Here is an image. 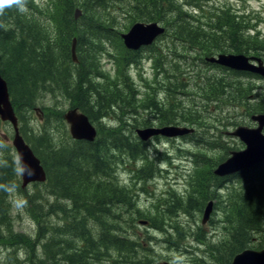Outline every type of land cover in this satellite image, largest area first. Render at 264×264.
<instances>
[{"label": "trees", "instance_id": "obj_1", "mask_svg": "<svg viewBox=\"0 0 264 264\" xmlns=\"http://www.w3.org/2000/svg\"><path fill=\"white\" fill-rule=\"evenodd\" d=\"M207 1L26 0L24 11L13 7L0 15V74L7 83L19 120V130L47 170V191L73 202L68 209L59 210L65 214V226L72 234L85 240L77 248L68 246L64 240L59 242L56 237L52 242H45L47 227L40 217L35 238L29 244L30 250L24 258H19L20 250H25L27 245L20 232L14 231L6 203L9 186L18 181L17 166L12 159L6 158V161L0 162V242L6 248L2 264H102L101 259H112L110 254L113 251L122 257L114 258L113 263L131 264L134 261L128 255L136 246L148 248L124 237L123 228L115 224L119 219L118 207H133L134 198L137 197L136 188L145 189L149 187V181H157L161 163H170L172 157L156 148L155 142L164 138L157 135L142 140L135 130L153 123L166 125L175 124L174 121H189V118L179 117V105H182L179 98L174 100L164 91L181 94V90L187 87H198L210 101L223 94L233 96L234 91L236 96L242 94V88L236 87L234 90L232 84L225 82L224 77H217L216 73L219 71L235 77L250 73L208 63L205 57L219 52L264 55V37L250 34L242 14L221 6L213 10L208 8L204 12ZM77 7L82 11L80 17L75 19L74 10ZM119 9L121 17H130L131 23H161L165 30L159 38L162 41L168 38L170 42L157 44V38L154 43L138 51L125 49L119 30L127 26L122 25L119 29L114 14ZM73 38L76 39L75 62L71 54ZM114 42H118L122 50L117 80L109 78L100 61L102 55L112 56L107 47ZM145 49L149 50L148 54L143 53ZM144 57L152 61L155 76L165 77V88L161 91L164 96L153 83L142 87L130 80L126 69L130 65L139 66ZM203 63L214 69L204 68ZM46 92L58 102L44 115L45 123L40 127L42 133L33 138L34 135H29V130L24 127L27 116L24 112L34 110L39 95H47ZM191 93L187 91V96ZM62 98L91 120L115 115L116 112H121V115L131 112L135 117L128 121L114 119L107 127L102 123L97 124L99 132L93 142L73 140L56 146L48 140V144L45 141L47 126L52 128L54 123H58L65 128L64 112L57 107ZM45 108L48 109L47 106ZM196 122L197 119H194L191 123ZM203 134L200 128L181 138L189 146L204 148L209 143L222 145L216 140L209 142ZM4 146L5 142L0 137V150H10ZM45 150L52 159L49 168L43 156ZM180 152L193 157L194 173L187 181L185 193L173 188L161 198L156 213L150 219L152 225L160 230L168 229L166 225H169V233L178 239L189 235L198 237L199 234L200 242L204 241L207 234L203 227L189 223L195 220L207 199L215 198L218 203L219 190L223 189L227 199L222 202L225 215L220 223L227 228L228 234L218 245L210 247L207 244V250L199 253L203 258L199 257L198 262L229 264L233 256L243 249L261 248L264 244V164L241 170L233 178L218 177L211 169L215 164L210 168L207 166L212 161L206 153L191 150ZM220 160H223V156ZM58 166L63 168V174L59 173ZM119 169H128L135 174L140 179L138 186L124 183ZM154 190L151 188V191ZM52 205L56 207L60 203L56 201ZM41 210L45 215L43 206ZM181 213L188 218L187 221H181ZM2 227H5L3 231ZM90 228H95L97 239H93ZM54 231L59 233L58 229ZM251 232L261 234L255 247L247 245L255 237ZM44 243L58 250L44 251L39 257L37 248Z\"/></svg>", "mask_w": 264, "mask_h": 264}, {"label": "rangeland", "instance_id": "obj_2", "mask_svg": "<svg viewBox=\"0 0 264 264\" xmlns=\"http://www.w3.org/2000/svg\"><path fill=\"white\" fill-rule=\"evenodd\" d=\"M219 6L232 9L237 13L242 14L246 20V25L249 26L250 34L258 35L259 38L264 37V0H209L206 3L204 12L208 10V8L213 10ZM114 14L116 15V23L119 25V29L122 25L127 26L123 27L122 30H119L121 43L123 47L127 49L123 44L121 33L127 31L132 25L131 20L129 19L130 17H121L122 12L120 9L119 11L116 10ZM201 14L202 12H200V15ZM166 41L170 42L168 38H165L164 41L158 38L156 43L164 45V42ZM107 50L112 54V56H101L100 61L102 69L108 74L111 80H117L118 72L121 66L118 60L120 59V56H122V50H120L118 42L112 43V45L107 47ZM148 51V49H145L143 53L148 54ZM250 57L259 58L264 65V55L254 53L253 55H250ZM251 61L257 64L256 60ZM203 64V67L206 69H214L205 66V63ZM126 72L129 75L130 80L136 86L144 87L145 84L153 83L158 86L160 94L165 88V83H163V80L165 81V77L163 75L157 76V74L155 76L156 71L152 68V61H150L148 57H144V59L139 62V66H133L132 70L130 65L128 69H126ZM216 76L224 77L226 79L225 82L232 84L234 90L236 87L242 88V94L236 96V92L234 91L233 96L223 94L220 97L212 98L213 101H210V99H206L204 93L198 87H187L181 90V94L164 91L167 96H169V94L172 95L174 100L175 98H179L180 103L182 104L179 105V117H184L185 119L189 118L188 122L190 123L193 122L194 119H197L196 123L190 124L186 121H174L173 123L175 124L172 125L193 128L195 131L202 128L204 133L203 135L209 142L210 140H216L218 143L221 142L223 146L221 145V147L213 143L205 144L204 148L201 146H189L185 143V140L181 138L161 139L155 142L156 148H158L162 153L170 155L172 158H181L182 163L162 162L160 165L161 173L158 175V180L149 181L148 188H136L137 197L136 199L134 198L133 207L128 205L123 208L122 206L118 207V210L120 211L119 219L115 224L123 228L121 231L124 233V237L134 242L142 243L143 246L148 247L144 248L140 245H138L139 247L136 246V249L128 255L133 258L134 262L131 264H208L206 261L198 262L199 257L203 258L202 255H199V253H202L203 250H207V244H210L208 245L210 247L211 245H218L228 234L227 228L223 227L222 223H220L221 220H224L225 215V207L222 202L227 199V195L224 194L223 189L219 190L218 196L220 201L217 203L215 198L207 199L201 211H199L198 215L195 216V220L193 219L189 223L191 225H196L197 223L201 228L203 227V231L207 234L204 241L200 242L201 239L199 234L198 237L189 235L182 239L179 237L178 239L176 235L173 236L169 233V225H166L168 229L160 230L159 228L154 227L150 221L153 214L156 213V206L160 205L161 198L165 196L169 189L175 188L183 191V193L187 190L186 184L187 181L189 182L191 180L192 174L195 170V163L191 155H186L184 152H180V150H191L194 152L200 151L202 153H206L212 161L210 165L207 166L210 168L212 164H215L211 167V169H214L220 162L229 157L232 151L240 150L244 147L243 143L237 137L231 135L230 132H233L237 126L241 125L255 127L257 124L251 119V115L264 113V77L257 74H244L242 77L227 76L219 71L216 73ZM187 91L192 92L190 96H187ZM46 93L47 95H39V100L34 105L36 110L27 109L24 112V115H27L26 118H24V127L29 130V135H34L33 138H37L36 135L42 133V131H40V127L45 123L43 121L44 115L51 111L58 102L54 99L53 95H48V92ZM161 95L164 96L163 94ZM46 106L48 109L45 108ZM57 107L61 108L65 113L67 109L72 107V105L68 100L62 98ZM207 108H211V110H208ZM256 109L258 111H254ZM133 117H135V115L131 112L126 113L125 115H121V112H116L115 115L99 117L98 120H93V122L98 124V126L102 123L107 127L114 122V119L116 121L123 119L128 121L133 119ZM63 122L65 124V128L61 127L58 123H54L52 128L47 126L48 134H46L47 139L45 140L47 143L49 140L52 144L58 146L60 144H67L66 142L73 141L69 134V125L64 119ZM152 125L157 127L163 126L158 124L156 125L155 123ZM0 132V137L5 142L4 148H10L9 151L0 150V162H4L6 161V158H10L17 166L18 185H16V183H12L9 186L6 192V203H8V213L11 225L14 231L20 232L21 238L24 239L27 245L25 250H20L19 258H24L26 252L30 250L29 244L35 238L37 220L40 217L43 220V224L47 227V230L44 233L45 239L42 238V240L44 239L45 242H52L54 240L53 237H56L59 242L64 240L65 243L68 246H72V248L82 246L83 241L85 240L79 235L72 234L67 229L65 226V214H62L59 211L60 208L68 209L71 207L73 202L69 199H64L63 197L49 193L47 191L46 184L40 183L37 186L29 184L24 188L20 187L22 182L20 166L16 150L11 145L13 139L12 126L7 122L1 121ZM262 132L264 133V129ZM46 146L47 144H45V148ZM43 156L47 168L51 167L52 159L47 153V150L43 152ZM222 156L223 160H220ZM123 170L124 169H119L120 178L123 182L137 187L140 179L128 169H125V171ZM44 171L47 170L45 169ZM58 171L59 173H64L61 166H58ZM233 177L234 176L232 175L231 178ZM236 183L237 181L235 180V185ZM119 185L121 184L119 183ZM151 188L155 190L151 191ZM77 198L78 197H75V199ZM210 200L213 202V205L209 219L205 223H202L201 218L204 207ZM56 201L59 202L60 205L51 207L54 206L52 203ZM41 206H43L46 211L45 215H42ZM136 210H139V212ZM140 216L141 218L138 219ZM179 216L183 222L188 220V218L183 216L182 213ZM109 218V220H111V217ZM123 220H126L130 224L134 222V224L130 226L129 223H125ZM4 229L5 227L1 228L2 231ZM55 229L59 230L58 234L54 231ZM90 234L93 239H97L95 228H90ZM251 235H254L255 237H253L252 242L247 243V245L255 247L259 244L258 238H261V234L251 232ZM168 239H170L172 243L170 240L167 242ZM204 244L206 245L204 246ZM47 245L48 244L44 243L42 246H38L37 250L39 257H42V253L44 251H54V248L55 252L58 250L55 246L51 245L50 247ZM263 246L264 244L262 247ZM5 252L6 248L4 247V243L0 242V264L5 261ZM110 255L112 259H101L100 263L116 264L113 263L114 258L122 259L120 253L118 252L116 253L113 251ZM216 259L217 257L215 260Z\"/></svg>", "mask_w": 264, "mask_h": 264}, {"label": "water", "instance_id": "obj_3", "mask_svg": "<svg viewBox=\"0 0 264 264\" xmlns=\"http://www.w3.org/2000/svg\"><path fill=\"white\" fill-rule=\"evenodd\" d=\"M81 15V10L76 8L74 17L77 19ZM164 32V27L156 21L153 22H135L128 31L121 33L123 43L126 48L136 50L143 45L151 44L156 37ZM76 39H72L71 54L76 60L75 53ZM208 61L215 62L224 67L250 71L264 76V65L259 58L248 57L243 53H221L217 56L207 58ZM251 60H256L257 64ZM64 118L69 124L71 136L76 139H85L93 141L96 136V128L91 124L87 115L78 112L76 108L69 109L64 114ZM251 119L256 122L255 127L238 126L231 135L237 137L244 148L238 151H232L230 156L220 162L213 170L218 176L234 174L240 170L247 169L253 165L259 164L264 160V113L253 114ZM0 120L8 121L14 129L12 144L16 150L20 172L22 177V186H26L32 181H43L45 172L40 164V160L33 153L31 147L25 142L18 130V120L12 106L8 87L5 79L0 74ZM192 131L187 127L177 125H165L161 127L138 128L136 132L142 140H146L153 135H164L175 137ZM213 202L210 200L204 207L201 222L205 223L209 219ZM169 264V263H164ZM229 264H264V247L261 249L246 248L235 254Z\"/></svg>", "mask_w": 264, "mask_h": 264}, {"label": "clouds", "instance_id": "obj_4", "mask_svg": "<svg viewBox=\"0 0 264 264\" xmlns=\"http://www.w3.org/2000/svg\"><path fill=\"white\" fill-rule=\"evenodd\" d=\"M26 0H0V15H3L6 9L18 8L20 11L25 10Z\"/></svg>", "mask_w": 264, "mask_h": 264}, {"label": "bare ground", "instance_id": "obj_5", "mask_svg": "<svg viewBox=\"0 0 264 264\" xmlns=\"http://www.w3.org/2000/svg\"><path fill=\"white\" fill-rule=\"evenodd\" d=\"M3 122H7V123H9L10 125H11V123L10 122H8V121H3ZM12 126V125H11ZM12 129H13V126H12ZM138 129V128H137ZM13 134H14V129H13Z\"/></svg>", "mask_w": 264, "mask_h": 264}]
</instances>
